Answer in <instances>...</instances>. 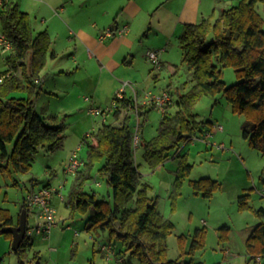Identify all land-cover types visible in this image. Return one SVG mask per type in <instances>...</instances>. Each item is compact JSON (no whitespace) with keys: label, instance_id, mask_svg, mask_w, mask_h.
<instances>
[{"label":"trees","instance_id":"obj_1","mask_svg":"<svg viewBox=\"0 0 264 264\" xmlns=\"http://www.w3.org/2000/svg\"><path fill=\"white\" fill-rule=\"evenodd\" d=\"M261 5H264V0H240L220 13L183 25V31L178 36L183 51L182 61L191 68L195 83L189 93L174 99L172 106H175V111L163 115L154 137H142L146 116L154 106L147 108L141 105V121L136 130L141 138L137 145L131 116L126 117L121 125L104 121L82 139L88 146L87 159L82 161V168L80 166L76 172L69 205L73 211H90L86 229L96 230L98 234L100 230L106 231L110 237L109 245L115 247L117 239L139 258L140 264L205 263L193 259H169L167 238L175 224L159 212L157 197L150 196L152 186L142 181L143 173L136 160L139 144L144 148L145 160L155 170L171 158L181 142L191 141L204 129V123L193 115L196 100L204 95L223 93L233 111L246 116L243 135L250 146L264 156V15ZM1 6L0 27L13 44L7 57L13 75L0 82V173L19 185L15 176L32 169L41 148L56 151L63 147L64 125L49 122L35 106L36 97L41 92L38 76L48 60L49 33L42 31L35 34L29 13L21 10L18 3L7 1ZM29 54L31 63L28 68L25 59ZM228 67L235 68L238 79L230 86L223 79L224 69ZM6 72L0 71V76ZM15 91H28L29 95H12ZM119 112L120 106L116 114ZM10 143H13L12 150H9ZM176 156L179 164L170 195L174 209L183 183L193 168L187 153L176 152ZM98 162H101L98 174L106 177L112 189L111 201L99 198L96 191L87 192L84 189L86 181L94 177L93 170ZM190 184L195 194L205 197H211L220 186L217 180L210 177L192 180ZM131 201H134L132 206ZM238 202L241 211L264 214L263 206L255 208L249 203V194L239 196ZM23 209L27 211L29 229L28 218L32 208L27 204L26 197L17 217L9 208L0 206V233H3L1 228L5 225L19 224ZM220 230L226 238L230 227L224 225ZM4 234L13 239L11 232ZM206 237L207 227L196 228L189 250L185 249L187 242L184 236L180 237L181 256L194 254L204 247ZM33 245L32 236L26 235L14 251L21 264H26L27 249ZM246 249L252 257L264 256V222H258L253 227L246 238Z\"/></svg>","mask_w":264,"mask_h":264},{"label":"rangeland","instance_id":"obj_2","mask_svg":"<svg viewBox=\"0 0 264 264\" xmlns=\"http://www.w3.org/2000/svg\"><path fill=\"white\" fill-rule=\"evenodd\" d=\"M260 9L264 15V5H261ZM153 18H156V14ZM141 39L146 43L147 35L142 34ZM56 48H60L59 57L55 62L51 64L49 62L42 72L45 76L42 85L45 90H52L55 85L62 89H57L55 94L41 92L36 97L35 106L37 112L46 117L49 122L64 125V145L56 151L41 148L36 154L32 169L15 176L19 180V185H15L9 176L0 173V206L9 208L17 217L21 204L33 185L38 188L48 182L55 186L64 183L62 189L64 201L58 199L54 201L57 209V224L53 226L48 237L34 232L32 235L34 245L27 249L25 263L140 264L139 258L117 239L114 243L115 247L111 246L112 258H107L105 251L101 248L103 245H109V234L102 230L100 234L96 230L88 231L86 220L90 211L87 213L73 211L68 204L76 173H67L65 164L72 151L82 143L83 137L93 131L92 127L98 128L101 125L103 117L89 112L92 103L95 107L100 105L98 99H95L96 103L93 101L94 87L91 80L90 84L76 81L75 72L81 71L82 74L85 70L78 69L77 66L72 70L68 69L70 72L67 74L60 70L62 62L71 58L73 49ZM176 49H178L176 67L159 69V79L154 80L151 77V85L147 87L145 93L149 91L159 93L162 91L159 90L161 87L170 88L176 97L190 92L195 83L193 73L191 68L182 61L180 48ZM5 54L0 51V71H4L7 66ZM223 79L229 86L234 84L238 80L235 68H225ZM127 81L123 79L117 91ZM131 82L126 89H130L129 85L135 84L134 80ZM135 88L140 94L142 93L143 89L140 86ZM14 94L27 97L29 92L15 91ZM86 97H91V101ZM105 99L111 100L108 96H105ZM71 107L75 109L71 110ZM161 115L158 109L152 108L149 111L142 135L145 139H151L158 133ZM193 115L196 120L204 123V129L191 141L181 142L180 146L173 151L171 158L155 170L145 160L144 148L139 144L136 149V160L143 173L142 180L152 186L150 196L157 197L159 212L175 224L167 238L168 257L174 261L193 259L195 262L202 261L205 264H257L247 252L245 234L249 228L264 220V217H260L251 210L241 211L238 200L239 196L249 194V203L253 207H264V156L258 149L251 147L243 135L242 126L246 116L234 112L223 93L204 95L196 100L193 105ZM215 124L223 125L224 129L222 131L211 129ZM206 129L213 130L211 137H205ZM12 148L13 143H10L9 150ZM87 149V144L83 143L79 151L82 161L87 159ZM182 151L187 153L193 168L183 183L181 195L177 197L174 209L170 195L175 180V170L179 164L176 152ZM100 165L101 162H98L93 170L94 177L86 181L84 189L87 192L96 191L99 198L111 201L112 189L106 177L100 176L97 172ZM202 177H210L220 183L211 197L195 194L190 184V181ZM133 204L134 201H131L130 206ZM37 212L38 208H32L29 213L30 228L38 223ZM224 225L230 227L226 238L222 236L223 232L220 230ZM204 226L207 227L205 246L196 250L194 254L181 256L180 237L184 236L187 242L185 249L189 250L196 228ZM225 250L228 252L225 253ZM0 262L21 264L19 256L12 250L11 238L4 233H0Z\"/></svg>","mask_w":264,"mask_h":264},{"label":"crops","instance_id":"obj_3","mask_svg":"<svg viewBox=\"0 0 264 264\" xmlns=\"http://www.w3.org/2000/svg\"><path fill=\"white\" fill-rule=\"evenodd\" d=\"M10 1L18 3L21 10L29 13L35 34L47 31L50 35L51 44L48 51V60L38 76L41 92L47 91L55 94L54 92H57V89H62L57 88L55 85L52 90H45L42 85L45 76L42 72L47 68L49 62L51 64L58 59L60 48L56 47H69V49H73L71 58L62 62L60 70L67 74L70 72L68 69L72 70L75 66L78 69L83 68L85 71L82 74L81 71L75 72L76 81L82 82V84H90L91 80V84L94 87L92 98L94 102L96 101L95 99H98L99 107L108 106L112 103L115 92L123 79L128 80L127 82L130 84L132 83L131 80H134L133 83L135 84L133 86L129 85L130 89H126V96L129 100L132 98L137 100V103H139L137 112L133 107H130L129 101H120L119 114H116L117 109H115L111 116L102 119L101 125L104 121L111 122L114 125H121L126 117L131 116V121L135 125V130H137V125L141 121L139 106L144 105L145 91L151 85V80L159 79V69H174L176 67V52L178 51L176 48H180L182 57L183 51L179 45L178 36L183 31V25L197 22L202 17L210 16L213 13H220L223 9L238 3L240 0ZM1 8L2 6H0ZM155 14L156 18H153ZM113 26L118 28L119 31L111 36L102 37L103 31ZM125 26L127 28L124 31L120 30ZM142 34L147 35L146 43L141 39ZM150 49L159 51L160 65H153L148 60L147 51ZM0 51H3L4 54L8 53L7 55L5 54L7 66L1 72L13 71L7 58L11 50ZM25 63L29 68L31 63L30 54L25 59ZM93 75H96L97 78L95 79L96 76ZM135 86H140L143 89L141 94ZM159 90H168L174 99L177 98L170 91V88L161 87ZM12 95H15L14 92ZM105 96H108L111 100L107 101ZM87 100L91 101V97ZM91 105L94 106L93 103ZM144 106L149 108L154 105ZM75 107H71V110L75 109ZM153 108L158 109L155 106ZM175 109V106L169 107L167 112H174ZM158 110L160 111V109ZM163 115L162 113L161 118ZM148 117L149 113L145 122L148 121ZM96 129L97 126L92 127L93 131ZM208 131L206 129L205 137ZM180 153H183V151ZM46 184L51 183L48 182ZM57 199L64 201V197L55 196L54 201ZM259 216L264 217V214ZM260 222H264V220ZM62 224L64 223L62 222ZM253 227L248 229L245 237H248ZM229 251L231 252V250ZM226 252L228 251L225 250ZM249 256L257 264H264V256L252 257L250 254Z\"/></svg>","mask_w":264,"mask_h":264},{"label":"built area","instance_id":"obj_4","mask_svg":"<svg viewBox=\"0 0 264 264\" xmlns=\"http://www.w3.org/2000/svg\"><path fill=\"white\" fill-rule=\"evenodd\" d=\"M10 0H0V6L3 5L5 2ZM127 26L123 27L122 31H124ZM119 31L116 27H108L103 31L102 37L111 36ZM13 44L11 40L6 36V34L2 31L0 27V50H12ZM147 58L153 65H160V56L159 51L150 49L147 51ZM13 75V71H7L6 73L0 76V82H3L6 78ZM130 84L128 82L124 83L123 86L118 90L114 96L112 103L106 107H95L91 106L90 112L93 115L102 116L103 119H106L109 115L115 111V109L119 108L120 101H128L126 96V86ZM89 99V97H86ZM126 101V102H127ZM130 107H133L137 112L138 104L135 98H132L129 101ZM144 105H154L156 108L160 109V111L165 114L168 111V108L171 107L174 103V98L168 90H162L159 93H153L149 91L145 95V99L143 100ZM211 129L220 131L223 130V125L215 124L214 128ZM213 130H209L206 137H210ZM140 137L138 132L135 133L134 142L137 145L139 143ZM83 142L79 144V146L72 151L69 160L65 164V171L67 173H76L77 170L82 165V160L79 156V151ZM64 183L60 184L59 186L51 185H43L36 188L33 185V188L28 192L26 196V202L31 208H38L37 218L38 223L35 227L27 229L26 235L32 236L34 232L40 234L44 237H48L50 234L51 229L53 226L57 224V209L54 205V198L55 196H59L63 198V191ZM102 250L105 251L107 258L111 259L112 249L111 245H103ZM0 264H3L0 262Z\"/></svg>","mask_w":264,"mask_h":264},{"label":"water","instance_id":"obj_5","mask_svg":"<svg viewBox=\"0 0 264 264\" xmlns=\"http://www.w3.org/2000/svg\"><path fill=\"white\" fill-rule=\"evenodd\" d=\"M1 232H11L13 234L12 249L17 250L27 233V211L22 210L20 222L17 225H5L1 228Z\"/></svg>","mask_w":264,"mask_h":264}]
</instances>
